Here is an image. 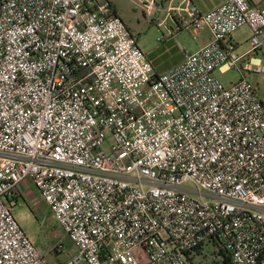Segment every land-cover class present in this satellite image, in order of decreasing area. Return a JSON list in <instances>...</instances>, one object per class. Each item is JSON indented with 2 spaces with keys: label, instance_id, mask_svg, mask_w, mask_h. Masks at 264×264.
<instances>
[{
  "label": "built area",
  "instance_id": "built-area-1",
  "mask_svg": "<svg viewBox=\"0 0 264 264\" xmlns=\"http://www.w3.org/2000/svg\"><path fill=\"white\" fill-rule=\"evenodd\" d=\"M175 11L212 39L158 75L108 0H0V264H47L14 217L27 181L67 264H264V0Z\"/></svg>",
  "mask_w": 264,
  "mask_h": 264
},
{
  "label": "rangeland",
  "instance_id": "rangeland-1",
  "mask_svg": "<svg viewBox=\"0 0 264 264\" xmlns=\"http://www.w3.org/2000/svg\"><path fill=\"white\" fill-rule=\"evenodd\" d=\"M108 1L118 18L136 39L137 46L158 75L175 69L187 53L197 52L212 38L207 29L195 36L185 29H177L176 13L172 9L178 6L184 7L183 2L180 4L181 0ZM220 1L190 0L191 5L197 9L200 6H211ZM170 30L173 31V35ZM250 37L251 31L246 25L232 33L231 38L236 44L235 54L241 55L251 48ZM262 38L264 39V32ZM258 55L261 56V53ZM214 76L224 87H229L241 79L240 73L234 68L227 71L217 68ZM245 80L256 89L258 97L264 102V73H246ZM186 187H191V184L187 183ZM14 217L23 232L43 252L47 264H67L68 260L77 253L75 245L55 221L44 202L40 201L32 207L22 198H18L14 208ZM161 235L163 238L167 237L166 234ZM56 245L61 246L60 251L59 248L53 251Z\"/></svg>",
  "mask_w": 264,
  "mask_h": 264
},
{
  "label": "crops",
  "instance_id": "crops-1",
  "mask_svg": "<svg viewBox=\"0 0 264 264\" xmlns=\"http://www.w3.org/2000/svg\"><path fill=\"white\" fill-rule=\"evenodd\" d=\"M225 0H221L220 2H218V3H216V4H212L211 6H207V7H202V6H200L199 7V11L201 12V13H207V12H209L210 10H212V9H214V8H216L217 6H219L220 4H222L223 2H224ZM184 3V7H185V5H186V3L188 2V3H190V4H192V2H190V0H181V2H180V4L181 3ZM184 7H182V6H178L177 8H175V9H178V8H184ZM175 9H172L173 10V12L174 13H176V11H175ZM168 10H169V8H168ZM117 15V14H116ZM176 24V23H175ZM176 27H177V29H178V25L176 24ZM178 30H180V29H178ZM171 31V35H173L174 33H173V31L172 30H170ZM163 38H165L164 36H163ZM212 39V38H211ZM211 41V40H210ZM210 41H208V42H210ZM208 42H206L205 44H207ZM205 44H203L202 45V47L205 45ZM182 63V62H181ZM180 63V64H181ZM179 64V65H180ZM178 65V66H179ZM157 74V73H156ZM18 198H22L29 206L31 205L32 207L36 204V203H38V202H40L41 200L39 199V197H38V195H37V191H36V189H35V187L33 186V184L30 182V181H27V182H25L24 184H23V187H21L20 188V195L18 196ZM43 202V201H42Z\"/></svg>",
  "mask_w": 264,
  "mask_h": 264
}]
</instances>
